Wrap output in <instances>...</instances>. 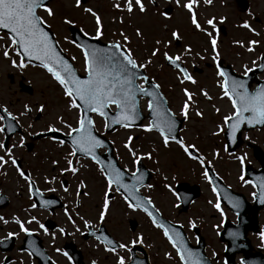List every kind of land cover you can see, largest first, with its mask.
Listing matches in <instances>:
<instances>
[{
  "label": "snow or ice",
  "instance_id": "snow-or-ice-1",
  "mask_svg": "<svg viewBox=\"0 0 264 264\" xmlns=\"http://www.w3.org/2000/svg\"><path fill=\"white\" fill-rule=\"evenodd\" d=\"M169 4H174L176 9L181 10L195 33L201 34L205 38V46L201 54L200 51L193 52L190 45L185 44L178 53L170 54L173 41L179 43L183 37L179 28L169 27L166 23L172 19L173 9L168 7L160 9L158 0H147V3L156 9L154 14L155 23L163 24V35L157 36L152 41L151 48H145V55L138 58L132 48V41L124 31L113 33L118 39H111L103 44L104 21L100 14V7H93L89 0H72L71 7L78 10L86 18H90L94 27V34L89 35L82 27L79 28V36H63L65 43L72 45L79 50L82 58V74L72 61L74 56L67 57L64 49L60 47V40L57 39L56 32L53 31L54 22L57 21V11L52 6L54 0H0V61L5 62L11 69L23 73L29 68L42 70L47 74L49 80L58 86L61 96L64 99V112L72 113V121L65 119L61 112H54L46 98L37 99L34 102H25L22 109L14 114L3 103H0V170L7 175L9 168L13 169L16 176L26 186L25 191L30 201L24 209L29 215L25 219L12 217V222L18 227L19 232L9 231L0 240V244L5 243L23 233L27 237H32L34 232L27 225L35 224L45 235H49V229L44 223L31 214V210L42 208L48 210L57 201L43 199L37 179L33 177L31 171L24 167V161L17 156V150L26 148V140L39 137L54 145L57 149L66 148L62 155L64 166L58 167L60 160L50 159L49 166L52 173L41 175L39 179L47 187L45 191L56 192L54 187L58 181V176L70 174L73 178L81 175V169L88 167L81 163V160L90 161L96 165V170L103 180V194L98 205L97 223H103L110 209V201L114 199L113 194L118 193L127 209L132 212H143L149 219L151 225L160 230L161 235L174 250L175 257L180 264H212L210 259L205 258L199 252L194 251L186 244L181 231L171 223L166 224L160 218L159 209L152 199L142 195L141 189H152L151 183H145L146 173L141 170L140 162L144 159L152 160L156 149L153 148L143 154H139V149L133 145V140L138 139L130 133L137 130L143 133H156L160 144L164 149H169L175 145L189 160L197 162L202 171L201 176L207 181L211 192L215 196V202L209 199L207 203L220 216L224 217V211L220 203L217 180L212 169V160L220 158V152L213 150L210 153L212 160L201 155L200 149L195 142L186 141L180 132L185 131L179 127L178 116L183 118V122L190 119L191 113L199 120L204 119V112L196 107V94L184 87L185 84L197 85L198 81L193 73L189 71L190 60L197 59L202 62H210L213 75L216 78V86L220 89L219 99L226 100L230 106L228 114L222 116L221 122L215 125L212 136L226 135L230 144H236L238 134L242 133L245 126L249 129L264 127V83L255 87L249 84V74L256 70L264 72V55L256 56L251 60V67L248 64L241 65L239 78L232 75L223 67L219 37L221 29L218 25L224 24L228 17L220 15H205L201 20L198 10L205 6H212L213 0H167ZM223 2V0H222ZM121 15L114 17L112 23L124 24V13L129 19L133 14L141 17L146 15L150 9L144 0H123L111 5ZM249 16L252 14L249 12ZM77 21L71 16L64 14L58 19V27L63 30L65 27L72 29ZM237 27L243 28L253 36H261V32L243 20ZM134 37L140 42H145V34L140 27L133 31ZM233 46L244 49L246 53H254L256 46L261 44L260 39H249L247 43L241 40H233ZM162 61L157 69L150 72L154 60ZM167 66L174 73V79L180 86V93L183 97L179 106V111L174 112L168 106L162 86L156 80V71L163 70ZM196 67V65H192ZM199 95L209 103L213 97L203 87H199ZM143 102V105H142ZM213 110L219 114L221 109L213 105ZM146 113V117H145ZM95 117L102 121L103 132L97 128ZM147 123H141L143 119ZM28 120L26 125L22 120ZM37 125H41L37 130ZM19 130V131H18ZM124 130L129 134L124 137L121 147L128 154L132 168H122L118 166V158L112 159L108 156L102 158L104 153L111 152L115 147V141H108L104 137V132H117ZM12 137H18L13 139ZM245 141H250V137L243 135ZM223 151L227 152L229 158L237 163V179L244 185L251 186L254 191L251 196L264 204V176L259 177L257 182L246 178V161L248 155L242 152L236 155L229 151L225 145ZM33 157L37 156L32 152ZM159 165L160 161H154ZM159 172V168H157ZM163 188L175 197L173 207L179 209L182 197L174 190L173 181L177 176L162 174ZM59 188L62 192L73 195L69 191V186L64 180L59 181ZM88 184L84 179H78L74 190L75 199L71 209L67 205L63 206V215L72 226L73 231L69 232L65 227H58L52 232L51 239L55 241L57 232L60 236L73 237L81 232L80 225L87 234L94 237L95 242L101 246L102 250L114 258V264H144L136 257L137 246L145 244V237L141 232L133 231L132 234L123 239L110 238L104 234L103 229H96L90 220L80 215L78 209L80 197H88ZM38 198V203L37 199ZM232 209L239 217L241 201L227 197ZM79 220L80 224L77 223ZM0 223L7 225L9 220L0 215ZM189 229H196L197 222L188 219ZM184 225H179L182 229ZM216 227V226H214ZM99 233V234H97ZM219 234V233H218ZM235 244L239 232H230ZM261 247H264V230L259 233ZM197 242L199 238L197 237ZM28 248L21 249L27 252L29 257L38 256L50 260L51 264H56L55 260L45 257L40 249L34 246L29 240ZM151 247V245H148ZM54 251L72 264L73 258L69 253L59 247ZM165 257L173 259L172 252H165ZM213 257L217 254L213 252ZM3 264H12L5 258ZM91 264H97L92 260ZM219 264V262H218ZM228 264V261H223ZM239 264H249L241 258Z\"/></svg>",
  "mask_w": 264,
  "mask_h": 264
},
{
  "label": "rangeland",
  "instance_id": "rangeland-1",
  "mask_svg": "<svg viewBox=\"0 0 264 264\" xmlns=\"http://www.w3.org/2000/svg\"><path fill=\"white\" fill-rule=\"evenodd\" d=\"M120 2L123 4V0H89V4L94 8L100 7V14L102 15L104 21V38L102 41L107 42L111 39H118V36H113V33L118 31H124L132 41V48L135 50L138 58H142L145 55L144 49L151 48L152 41L155 37L165 34L163 30V24L155 23L154 14L156 9L144 0L146 6L150 11L141 17L139 14H133L131 19H129L127 13H124V24L112 23L114 17H118L121 14L111 7L113 3ZM160 9L164 10L170 4L167 0H158ZM72 0H54L53 7L57 11V21L54 22L53 31L56 32L57 39L60 40V46L69 57L74 56L76 59L73 61L76 68L82 73V58L77 53L76 49L64 42L63 36L70 37L68 28L65 27L60 30L58 27V19L61 15L67 14L77 21L75 27L83 28L89 35L94 34V27L90 18L83 16L78 10L71 7ZM250 7L246 12L242 10L239 11L231 0H213L212 6H205L198 10L201 20H203L205 15H216L219 18L220 15L230 16V22H226L224 25L226 27L227 36L221 35L219 37V46L221 48V60H226L229 62L231 60L230 46H232L233 40H241L247 43L249 39H260L264 33V24L259 27L254 25L258 31L261 32V36H252L251 33H246L244 31H239L237 25L243 20L244 13H251L253 16L262 17L264 20V1L262 0H250ZM174 9L173 14H171L172 19L167 21L169 27L179 28L183 39L181 40L179 46H175L176 42L173 41V47L170 49V54L178 53L182 50L185 44L190 45L193 52L200 51L203 54V47L205 46V38L199 34L195 33L191 26L189 25L185 14L176 9L174 4H171ZM253 25V24H252ZM136 27H140L145 34V42L140 43L133 35V31ZM236 28V29H235ZM222 42V43H221ZM238 49H236L237 53ZM237 56V54H235ZM253 57V56H251ZM199 62L200 68L204 71L201 76L195 77L198 81L197 89L203 86L209 94L213 97L212 103L206 102V100L199 95V100H196V107L204 112V119L199 120L190 111V119L185 123L182 129L185 131L180 132L186 141L195 142L200 149L201 155H204L207 159L212 160L210 153L214 150L212 147H216L220 152V158L212 160V169L217 172V174L229 185L233 190L241 191L242 193L248 194L251 191V186L242 184L238 179V166L237 163L229 158V156L223 151L224 143L222 140V134L219 136H212L211 132L215 130V125L221 122L222 116L228 114L230 111V106L226 100L219 99L220 89L216 86V78L213 75V70L205 68L202 61L198 58L190 60L188 65L196 64ZM224 62V61H223ZM162 63L159 59L154 60L153 66L149 69L150 72L157 69V66ZM238 66V65H237ZM13 78V80H12ZM156 80L162 86V91L166 94L168 99V105L172 111H179V106L182 102V95L180 93V86L174 79L173 71L165 66L163 70L156 71ZM20 82L27 85L32 93L29 94L23 91L20 87ZM194 85L185 84L184 87L189 88L191 91ZM193 92V91H192ZM46 98L50 103L54 112L58 111L65 115V119L69 122L72 121L73 114L64 112V99L61 96L60 90L54 82H51L47 74L43 73L42 70L36 68H29L23 73L18 70L11 69L8 65L0 61V103H3L6 107H9L10 111L14 114L18 113L22 109V105L25 102H34L37 99ZM143 105V102H142ZM213 105L219 107L221 112L217 114L213 110ZM179 117V116H178ZM182 118V117H179ZM94 120L98 129L103 132L102 121L99 117L94 116ZM28 120H22L23 124H27ZM41 125H37V130H39ZM128 132L124 130H119L112 135L108 136L111 141H115L116 154L120 159V163L125 168H132L130 158L126 151L121 147L122 140ZM138 139L133 140V145L139 149V154H143L151 149L155 148L156 153L153 154V159H144L141 162L149 165L154 171V179L152 181L153 188L147 189L151 198L155 199L159 206H161L166 217L171 219L173 222L184 225L185 232L189 235L190 240H192L193 234L191 229L187 226L188 219H193L199 225L203 236L205 237L207 243L209 244L211 251L216 254H222L221 243L218 239V233L223 228V223L225 221L236 222V216L232 215L223 205H221L224 211V217L222 218L219 213H217L208 203L209 199L215 202V196L210 190V186L207 181L201 176L200 165L192 160H189L175 145H172L169 149H164L160 144L158 136L156 133H143L137 130H132L130 133ZM104 135V133H103ZM250 137L249 142H256L259 145L264 144V128L263 130L256 131L254 134H245ZM218 140V141H216ZM36 142V141H35ZM212 144V145H211ZM21 152L24 162H28L27 168L33 173L34 178H39L41 175H49L52 173V169L49 166L50 159L60 160L59 167H63L62 155L66 151V148L57 149L54 145L49 144L46 140L35 143V147L32 152L40 155L33 157L32 152H27L26 150H17ZM242 152H246L248 155L249 162H254V158L251 157L250 152L244 147ZM240 153V154H241ZM239 152L237 155H240ZM159 160V165H156L154 161ZM85 161V160H83ZM88 162V161H86ZM82 163V162H81ZM159 168V172L157 171ZM162 174L177 176V180L173 181L174 190L179 182H188L189 184H196L201 187V196L195 200L189 207L188 211L185 213H179L177 208L172 205L175 203V197L163 188ZM85 178L87 182L93 186H96L102 190L103 194V181L91 170L83 172L77 178H74L76 184L78 179ZM3 185L0 190L5 191L13 200L14 206L19 207L21 200L19 192L21 191V183L19 178L16 176L14 170L12 169L9 178L3 179ZM114 199L110 201L109 212L106 216L107 222L113 228L122 229L127 226L128 217L136 216L138 222L140 223L139 232L146 236L147 241L150 239L152 249V263L153 264H180L178 258L175 257L174 250L166 243L163 239L161 233L156 232L151 229L147 221H144V216L137 212L136 214L128 212L123 205L121 199L116 193L113 194ZM9 214V213H8ZM259 221L261 229L264 230V209L260 212ZM216 226V227H214ZM249 238L254 247H261L260 236L257 234L249 233ZM264 249V247H261ZM165 252H172L173 259H168L165 257ZM107 260H105V255ZM93 254L92 256H101V264H114V258H110L107 253ZM157 258V260L155 258ZM106 261V262H105ZM223 264V260L218 257L216 264ZM238 262V260H237Z\"/></svg>",
  "mask_w": 264,
  "mask_h": 264
},
{
  "label": "flooded vegetation",
  "instance_id": "flooded-vegetation-1",
  "mask_svg": "<svg viewBox=\"0 0 264 264\" xmlns=\"http://www.w3.org/2000/svg\"><path fill=\"white\" fill-rule=\"evenodd\" d=\"M235 7L239 11L246 12L250 5V0H246L245 5L243 6L242 4H239L236 2V0H231ZM171 5V4H170ZM228 17L227 21L230 22V16L225 15ZM262 17L258 16H249L248 12L244 13V17H242L243 20H248L250 24H253L256 27H259L258 30H261V26L264 24V20L261 19ZM243 20L240 22L242 23ZM226 21V22H227ZM225 22V23H226ZM224 23V24H225ZM239 23V24H240ZM218 25L219 28L225 27V25ZM236 29V28H235ZM239 31H244L248 33L246 30L243 28H237ZM262 31V30H261ZM225 35L227 34L226 27L224 28ZM224 35V36H225ZM227 36V35H226ZM253 36V35H252ZM264 40V33L262 34V38ZM220 42V41H219ZM222 43V42H221ZM236 49H238L236 53ZM77 53L81 57V54L79 50H77ZM221 51V48H220ZM230 52L231 54V60L229 62H226V60H222L223 62V67L230 66L231 69L236 71L238 74L241 72V65L242 64H248L251 67V60L255 59L256 56L264 55V41H261L260 45L256 46V50L254 53H246L244 49L235 47V46H230ZM222 53V51H221ZM237 54V56L235 55ZM253 56V57H251ZM205 68L212 69L210 66V62H203ZM192 65H196V67H192ZM188 65L189 71L193 73L194 77L201 76L204 74V71L202 68H200L199 62L196 64ZM238 65V66H237ZM213 70V69H212ZM258 79H264V73L262 75L258 76ZM251 87H255V85H251ZM193 93L196 94L195 99L199 100L198 96V89L197 86L193 87L192 90ZM206 102H208L206 100ZM209 103V102H208ZM13 139H18V137H12ZM43 139L39 140H34V139H27L26 140V148L23 150H26L27 152H32L35 143L38 141H42ZM36 141V142H35ZM67 150V149H66ZM100 152L103 154V150H100ZM21 152L17 151V156H19L23 161L24 158L22 156ZM40 155V152L37 154ZM82 163H85L88 165L87 168L81 169L83 172L84 170L89 171L91 170L94 174H96L100 179H102L99 175V173L96 170V165L92 164L90 161L86 162L81 160ZM253 165L255 166L254 168H259V165L256 164L255 162H252ZM28 165V162H24V167L29 170V168L26 167ZM60 165V164H59ZM58 165V167H59ZM11 168L7 170V175L2 174L3 170H0V188L2 187L3 179L9 178ZM30 171V170H29ZM33 174V173H32ZM34 177V176H33ZM37 179V185L40 187L41 192H42V198L43 199H52L56 200L57 203L49 208L48 210H44L42 208H37L34 210H31L32 215H36L37 219L41 221V223H44L45 226L49 229V235H45L40 229L36 227L35 224L33 225H27V227L31 228L34 232V235L32 237H27L23 233H20L18 236L14 237L11 240L5 241V243L0 244V264H3L5 258H7L9 261L12 262V264H51L50 260L41 258L38 256H33L29 257L27 255V252L21 251V249L28 248V241L31 240L34 243V246L38 249H40L41 252L45 254V257H50L51 260H55L56 264H68V261L65 257L58 255L54 249L56 247H59L69 253V255L73 258L72 264H91L92 260H96L97 264H101V256H92L93 254H101L103 255L105 252L102 250L101 246H99L95 240L94 237L87 234L86 230L83 228L82 225L81 227V232L85 233L84 235H81L80 233H76L73 237H68V236H60L59 233L57 232L56 239L53 241L51 239V233L55 232L58 227H65L67 231L71 232L73 231L72 226L67 222L66 218L63 215V206L67 205L69 209L72 208L73 206V200L75 199L74 195V190L76 187V184L74 182V178L70 174H65L63 176H58V181L54 187L57 188V191L52 193V192H47L45 191V188L47 187L42 183V181L39 178ZM82 179L85 180L83 177ZM64 180L67 185L69 186V191L73 193V195H68L64 192H62L59 188V181ZM103 181V180H102ZM21 183V191L19 192L20 198H23L21 200L20 206L17 208L14 206V200L3 190H0V215L4 216L5 219L9 220V223L7 225L0 223V240H3V238L7 235L9 231L12 232H19L18 227L12 222V217H19L21 219H25L29 213L25 212L24 209L28 207L30 201L28 199V196L25 191V185L23 184V181H20ZM85 182L88 184V191H89V196L88 197H83L81 196L80 199V205H79V213L80 215H83L85 219H88L91 221V223L94 225V228H92L90 231H96V229H103L104 234L108 235L110 238H116V239H123L132 234L133 231L139 232L140 228V223L138 222V219L136 216L133 217H128L127 219V226L123 227L122 229H117L113 228L109 225L107 222V218L105 221L101 223H97V217H98V205L101 202V197H102V190L96 186H93L85 180ZM249 186V185H247ZM251 191H248V194H246L248 200L251 201L252 196L251 192L254 191V189L251 187ZM147 189H145L146 191ZM117 196L121 199L118 193H116ZM145 196H148L151 198V196L148 193H144ZM37 203H38V198ZM152 199V198H151ZM155 199L153 198L152 201L155 204V206L159 209L160 214L165 218L169 219L166 217L165 213L161 209L162 207L157 204ZM123 205L127 209L125 203L121 199ZM111 209V207H110ZM128 212L136 214L137 212H132L131 210L127 209ZM9 213V214H8ZM141 213L145 220L147 221L148 224L150 225L151 229L160 232V230L154 228L147 216L143 212ZM131 221H135V225H131ZM78 224H80L79 220L77 221ZM99 234V233H97ZM162 236V235H160ZM163 237V236H162ZM164 239V238H163ZM165 240V239H164ZM150 239L147 241L146 236H145V244L143 246H137L135 249L136 257L139 258L140 260L144 261L147 260V264H153L152 263V249L148 246L151 245L149 243ZM166 245L168 244L167 241L165 240ZM171 247V246H170ZM208 247L209 244H208ZM105 255V254H104ZM155 258V257H154ZM157 260V258H155ZM105 260H107V256L105 255ZM106 262V261H105ZM146 264V263H145Z\"/></svg>",
  "mask_w": 264,
  "mask_h": 264
},
{
  "label": "water",
  "instance_id": "water-1",
  "mask_svg": "<svg viewBox=\"0 0 264 264\" xmlns=\"http://www.w3.org/2000/svg\"><path fill=\"white\" fill-rule=\"evenodd\" d=\"M71 31H73V34H76V36L80 35L79 31L77 30L71 29ZM257 72H261V71L256 70L252 73V75L256 74ZM27 89H30V88H27ZM180 124H181V121H180ZM246 129L249 130V128L247 127ZM225 138H226V135H225ZM240 143H241V134H238V139H237L236 144H230L229 141L227 140V146H228L229 151H233L234 149H236L240 145ZM255 149H256L255 155L257 159L262 162L263 167H264V154H262L257 148ZM108 157L114 159L111 152L108 153ZM259 175L262 177L264 175V170H261ZM147 178L148 177L146 176L145 182L147 181ZM253 178H254V182L258 181V178L257 179L256 177H253ZM217 185L219 189L220 198L228 209L235 212V210H233L231 205L229 204L227 197H232L233 199H239L241 201V208L239 210L238 224L235 226H232L231 224H226L225 230L221 233V239L228 243V247L225 252V258L227 259L228 264H235V255L237 253H242L244 255V259L249 261V264H264V256L261 255V253L252 254L250 252L253 248L251 247L250 241L247 239V235L250 231L259 232L258 213L264 208V204H260L258 200H255L256 201L255 205L251 206L249 203L243 200V197L241 198L240 195L233 194L231 190H229L221 182L220 179L217 180ZM180 190L184 192H190L194 198L199 195L198 188H194L193 191H189L185 186L181 185ZM177 228L179 231H181V234L184 237H186L183 230L180 229L178 226ZM230 232H239V236L238 238H236L235 244L233 243V238L229 236ZM185 242L188 245V247H190L194 251L199 252L202 256L206 258L204 254V249H205L204 242L202 239L198 247H191V245L189 244L187 240V237H186ZM243 242L245 243L243 244Z\"/></svg>",
  "mask_w": 264,
  "mask_h": 264
}]
</instances>
